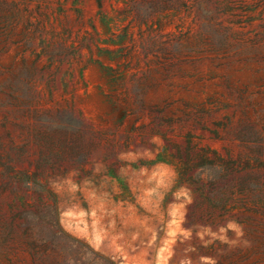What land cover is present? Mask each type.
I'll return each mask as SVG.
<instances>
[{"label": "rangeland", "instance_id": "1", "mask_svg": "<svg viewBox=\"0 0 264 264\" xmlns=\"http://www.w3.org/2000/svg\"><path fill=\"white\" fill-rule=\"evenodd\" d=\"M249 126L264 0H0V155L57 200L29 192L0 264H264V207L172 156L188 137L245 151L231 131ZM32 239L50 241L36 261Z\"/></svg>", "mask_w": 264, "mask_h": 264}, {"label": "trees", "instance_id": "2", "mask_svg": "<svg viewBox=\"0 0 264 264\" xmlns=\"http://www.w3.org/2000/svg\"><path fill=\"white\" fill-rule=\"evenodd\" d=\"M221 125L227 126V123H221ZM231 133L234 139L244 146L245 151L234 154L230 149H226L224 155L217 150H212V156H209L208 148L196 147L188 137L184 147L175 146L176 153L172 156L183 165L185 173L196 161L200 165H210L216 170L217 180L224 182L229 197L252 194L253 201L259 202L264 207V126L261 129L254 126L238 127ZM216 136H218L217 132ZM18 159V157L13 158L8 154L0 155V167L2 168L0 190L6 191L11 196L5 201L0 200V262L2 257L8 259V252L21 242L22 236L26 232V229H22V222L29 214H33L27 209L29 206L27 196L30 191L37 194V201L42 206H50L49 202L51 201V205H54L52 211L56 214L55 194L40 183V180L45 177L36 173L31 174V177L24 171L16 170L14 162ZM31 182L37 187H31ZM5 204L11 214L9 218L3 211ZM51 231L53 234L65 235L57 217L51 226ZM69 238L74 244L83 246L78 239ZM49 242L41 240L38 243L35 239L30 241L33 261L40 257L38 248L45 249L49 246Z\"/></svg>", "mask_w": 264, "mask_h": 264}]
</instances>
